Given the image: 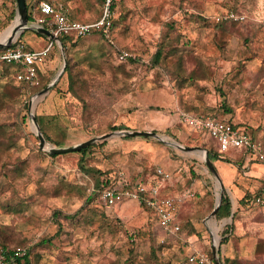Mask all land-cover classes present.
I'll use <instances>...</instances> for the list:
<instances>
[{
	"label": "rangeland",
	"instance_id": "374dc122",
	"mask_svg": "<svg viewBox=\"0 0 264 264\" xmlns=\"http://www.w3.org/2000/svg\"><path fill=\"white\" fill-rule=\"evenodd\" d=\"M26 2L28 12L39 15L37 0ZM59 2L75 19L102 15L101 0ZM227 12L246 19L216 28L214 20ZM17 17V0H0V41L11 35ZM115 23L117 46L134 61L119 63L97 35L67 49L55 43L57 63L43 90L51 89L32 107V91L0 64V251L27 244L32 264H184L192 245L206 253L216 247L221 264H264V207L249 202L264 190V178L245 174L264 162L234 152L214 162L213 141L178 117L213 114L242 125L264 147V0H122ZM27 26L21 39L40 48L32 22ZM157 52L162 59L154 67ZM126 131L155 132L165 142L113 135L85 155L50 156L52 148ZM207 158L219 176L224 162L236 184L250 183L241 200L222 190ZM157 168L185 170L184 186L176 175L166 184L172 195L184 188L193 194L180 210L181 223L197 229L192 244L167 236L138 202L106 208L91 194L107 177L117 182L123 173L136 182L152 178ZM220 194L232 199L230 217H211Z\"/></svg>",
	"mask_w": 264,
	"mask_h": 264
},
{
	"label": "built area",
	"instance_id": "2783aa9c",
	"mask_svg": "<svg viewBox=\"0 0 264 264\" xmlns=\"http://www.w3.org/2000/svg\"><path fill=\"white\" fill-rule=\"evenodd\" d=\"M121 0H104L102 16L94 22H84L70 19L62 8L57 7L51 0H37L39 15H36L33 24L36 28H45L57 37L73 36L77 39L89 37L99 33L110 46L117 49L116 60L126 63L135 59L128 50L117 46L114 36V20L117 14L118 4ZM246 16L229 12L225 16L217 17L218 22L225 20L244 21ZM18 40V39H17ZM17 40L14 44L0 51V64L13 65L17 69L14 76L19 85L27 86L28 90L41 86V66L49 58L56 43L50 40L42 50H31ZM39 99L38 94L31 98V107ZM30 107V108H31ZM179 123L186 126L199 135H206L214 139L217 150L222 155L231 152H239L246 157L264 162V147L253 140L251 135L243 127L228 123L215 115H196L190 112L179 113ZM119 180L114 186L102 189L93 188V192L99 194V200L106 208H112L118 204L135 201L144 205L157 218L162 231L167 236H179L181 226L178 215L182 204L193 196L185 193L177 196L164 194L166 183L171 179V174L162 168H157L154 176L146 180L133 182L126 174L119 173ZM255 203L264 207V190L256 197ZM185 240V241H184ZM187 238H183L185 243ZM30 247H20L14 250H5L0 254V264H15L18 260L28 257ZM184 264H216L212 254L191 249L187 253Z\"/></svg>",
	"mask_w": 264,
	"mask_h": 264
},
{
	"label": "trees",
	"instance_id": "16d2710c",
	"mask_svg": "<svg viewBox=\"0 0 264 264\" xmlns=\"http://www.w3.org/2000/svg\"><path fill=\"white\" fill-rule=\"evenodd\" d=\"M122 1V0H121ZM101 3H102V12H103V7H104V0H101ZM54 5H56L55 3H53ZM37 6V5H36ZM28 7V6H27ZM37 8V7H36ZM29 11V10H28ZM227 13H229V12H227ZM102 16V15H101ZM101 16L98 18V19H96V20H94V21H97V20H99L100 18H101ZM27 18H28V21L29 22H33V20H34V17L32 16V14L31 13H29L28 12V15H27ZM94 21H91V22H94ZM214 22H215V27L216 28H218V29H221V28H223L226 24H233V23H243V21H234V20H225V21H223V22H218L216 19L214 20ZM115 27H116V23H115V20H114V29H113V32H114V36H115ZM95 35H97V36H100V37H102L99 33H97V34H95ZM103 38V37H102ZM83 38H81V39H77V38H75V37H73V36H65V37H61L60 38V40H61V44L64 46V48L65 49H67V47H68V45H70V44H73V45H75V44H77L80 40H82ZM104 39V38H103ZM21 40V38H18V40H17V42L18 41H20ZM105 40V39H104ZM106 41V40H105ZM107 42V41H106ZM108 43V42H107ZM14 46H15V44H14ZM120 49H123V48H121V47H119ZM114 54H115V56H116V53L118 52V50L117 49H115L114 48ZM161 59H162V52H157V54H156V56H155V58H154V60H153V65H154V67H156V66H158L159 64H160V62H161ZM134 60H131V61H129V62H126V63H130V62H133ZM5 65V64H4ZM10 70H11V72H12V74L15 76L16 74H17V69H16V67L15 66H13V65H6ZM70 70V66H67V68H66V72H68ZM40 78H41V86L40 87H38V88H34V89H31L30 91H32V93H33V95H35V94H37V93H39V92H42L43 91V89L49 84V82H47L46 84H44V80L46 79L45 78V76H42V75H40ZM69 82H70V85H71V87H72V84H74V79L73 78H69ZM27 89H28V87L27 86H25ZM25 93V92H24ZM27 93V92H26ZM194 114H196V115H201V114H198V113H194ZM213 115V114H212ZM202 116H207V115H202ZM28 117V116H27ZM219 119H222V118H220V117H218ZM223 120H225V119H223ZM225 121H227L228 123H230V124H233V125H236V126H239V127H242V125H240V124H235V123H233V122H231V121H228V120H225ZM117 129H119V128H117ZM247 130V132L251 135V137L253 138V140H256V138H255V136L253 135V133L252 132H250L248 129H246ZM201 136H204L205 138H208L209 140H212L213 141V143H214V145H215V155H213L211 152H209V157L214 161V162H216L217 160H218V158L217 157H219V158H221V159H225L226 157H227V155H222V154H220L219 152H218V150H217V147H216V143H215V141H214V139H212V138H210V137H208V136H206V135H201ZM127 139H131V137H129V136H127ZM147 139V138H146ZM95 143V142H94ZM94 143H92V144H90V145H88V146H86V147H84V148H82L81 150H78V151H75L76 153H80V154H83V155H85L88 151H90L91 150V148H92V146L94 145ZM62 155V154H61ZM51 157H57V156H60V155H55V154H51L50 155ZM245 156V155H244ZM118 176H119V174H118ZM116 184V182L114 181V176H110V178H106V180H105V182L102 184V185H104L105 187H110V186H114ZM102 185L98 188V189H102ZM91 194H92V196L93 195H96V197H99V194L97 193V192H93V191H91ZM260 194V193H259ZM259 194H257V196L259 195ZM257 196H254L253 198H252V200H249V202H251V203H253V204H255V205H257L256 203H255V199H256V197ZM94 197V196H93ZM95 198V197H94ZM246 198H247V196L245 197V200H246ZM144 206V205H143ZM259 206V205H258ZM145 207V206H144ZM146 208V207H145ZM147 209V208H146ZM148 210V209H147ZM231 214H232V201H231V199H230V197L227 195V194H225L224 196H223V200H222V204H221V207H220V209H219V211H218V217H230L231 216ZM156 218V217H155ZM157 219V218H156ZM179 224H180V226H181V231H180V237L181 236H183V238H187V237H192V236H196L198 233H197V229H196V227L191 223V222H187V223H185V224H182L181 222H179ZM227 231H230V228H227ZM228 238V232L226 233V235H225V237H224V239L226 240ZM16 247H28V245L27 244H25V245H21V246H16ZM16 247H9V246H6V245H4L3 246V248L1 249V251H0V254L3 252V251H5V250H14V248H16ZM209 254H212V253H209ZM30 257H31V250H30V254H29V256L28 257H25V258H23V259H20V260H18L15 264H32L31 263V261H30ZM227 263H229V264H233V262H231V260H229V261H227Z\"/></svg>",
	"mask_w": 264,
	"mask_h": 264
},
{
	"label": "water",
	"instance_id": "95a60500",
	"mask_svg": "<svg viewBox=\"0 0 264 264\" xmlns=\"http://www.w3.org/2000/svg\"><path fill=\"white\" fill-rule=\"evenodd\" d=\"M17 5H18V17L17 19L20 20L19 24L18 25H14L12 29V32H11V35L5 40V41H0V51L1 50H4V49H7L9 47H11L14 42L20 37V35L26 30L28 29V18H27V15H28V8H27V2L26 0H17ZM16 19V21H17ZM10 28V29H11ZM37 31L41 34H44L46 36H48L50 39H53L55 40L56 42H58L60 45L61 44V40L60 38H57L55 37L51 31L45 29V28H37ZM65 69V67H64ZM64 71V70H63ZM54 85V84H53ZM51 89V86H49L48 88H46L45 90H43L42 92H40L38 94L39 97H44L46 96L49 91ZM38 103V101H35L34 102V105ZM32 120L33 122L35 123V125L37 126V129H38V138L40 140V148L41 149H44L45 148V145H46V139L45 137L43 136V134L40 133L39 131V127L37 125V122H36V119H35V116L34 114H32ZM113 135H124V136H129V137H143V138H157L159 140H162L163 142H165L164 139H162L157 133L155 132H145V131H133V132H116V133H113V134H108V135H104L100 138H96V139H92L90 141H87L83 144H80L76 147H73V148H52L50 150V153L51 154H55V155H61V154H67V153H71V152H75V151H78V150H81L82 148L98 141V140H106L108 139L109 137L113 136ZM178 147H180L181 149H185L187 151H198V150H201L200 148L198 147H194V148H185L179 144H176ZM205 154H206V157L208 156V153L207 151H204ZM207 165L208 167L210 168L211 172L217 177V179L219 180L220 184H221V188L222 190L224 191V185H223V182L221 181V178L216 170V168L214 167V165L212 164V162L210 161V159L207 158ZM222 200H223V196L222 194L219 195L218 197V200H217V205L211 215V217H214L217 215L220 207H221V204H222ZM212 255L216 261V264H221L220 260H219V257H218V251H217V248L214 247L213 248V251H212Z\"/></svg>",
	"mask_w": 264,
	"mask_h": 264
},
{
	"label": "crops",
	"instance_id": "0c3cea01",
	"mask_svg": "<svg viewBox=\"0 0 264 264\" xmlns=\"http://www.w3.org/2000/svg\"><path fill=\"white\" fill-rule=\"evenodd\" d=\"M52 1V3H55L56 4V6L57 7H60V8H62L63 9V11H64V13L70 18V19H72V20H78V21H83V20H80V19H75V18H73V16L68 12L69 10H67L65 7H64V5H62L60 2H59V0H51ZM35 17V16H34ZM34 22H35V18H34V20H33V22H32V27H33V31H31L34 35H37L38 34V38H39V40L41 41V47L39 48H34V47H32L29 43H27L26 41L24 42L23 41V39H21L20 41L21 42H23L26 46H27V48H29V49H31V50H42V49H44L46 46H47V43H49L50 42V40H53V39H50L48 36H46V35H44V34H41V33H39L38 31H37V28L36 27H34L33 26V24H34ZM84 22H91V21H84ZM25 36V35H24ZM23 36V37H24ZM21 38V37H20ZM56 43H58V42H56ZM56 55V54H55ZM57 63V59H56V57H54V54H50V56H49V58L46 60V62L41 66V71H40V75H42V76H46V75H48V72L49 71H51L52 69H54L55 68V64ZM40 98H42V97H39V99L37 100V101H39L40 100ZM199 135V134H198ZM200 136V135H199ZM141 138H143V137H141ZM199 148V147H198ZM234 153H239V152H234ZM241 155H243V154H241ZM243 157H244V155H243ZM246 157V156H245ZM184 168H181V169H178L177 171L175 170V171H173V170H166V169H164L165 171H167L168 173H170L171 174V179L172 178H175V176L174 175H176V177L178 176L179 177V180H178V184L181 186V185H185V179H184V177H183V171H185V170H183ZM220 173V176H221V180H222V182H223V185L225 186V189H226V192L228 193V194H231V196L233 195L234 197H236V198H239V200H241L244 196H245V194L247 193V191H248V189H249V187H247V186H250L249 184H241L240 182V180H239V184L240 185H238V184H236L235 182H237V177L235 178V177H233V175H232V170H230V169H228V166L224 163V162H221V172H219ZM182 174V175H181ZM246 176H249L250 177V179H252V180H254V178H256V179H258V180H261V179H263L264 178V167L262 166V165H255V166H252L251 168H250V170L249 171H247L246 173ZM181 175V176H180ZM243 178V177H242ZM170 179V180H171ZM244 179V178H243ZM245 180V179H244ZM258 182V181H257ZM173 181H172V184H171V186L173 187ZM241 185H243V187H245V188H242V186ZM170 187V186H169ZM173 191V190H172ZM172 191L170 190V189H168V186H167V184H166V188H165V190H164V194L165 195H169V196H177V195H181V194H185V193H192L191 192V190H189V189H185L184 188V190H183V192H180V193H176V194H173L172 195ZM231 199V198H230ZM231 201H232V199H231ZM149 211V210H148ZM150 212V211H149ZM181 212V211H180ZM180 212H179V215H178V221L179 222H181V220H180ZM154 216V215H153ZM209 221V220H208ZM214 231H217V229H215ZM190 239L192 240V238H187V240L186 241H188L190 244H192L191 242H190ZM185 241V240H184ZM185 243V242H184ZM188 249V251H187V253H190L191 252V249L193 250V247H192V245L191 246H189V248H187Z\"/></svg>",
	"mask_w": 264,
	"mask_h": 264
},
{
	"label": "bare ground",
	"instance_id": "6f19581e",
	"mask_svg": "<svg viewBox=\"0 0 264 264\" xmlns=\"http://www.w3.org/2000/svg\"><path fill=\"white\" fill-rule=\"evenodd\" d=\"M19 22H20V20H19V19H17L16 25H18V24H19ZM215 242H216V243H218V242H217V240H215Z\"/></svg>",
	"mask_w": 264,
	"mask_h": 264
}]
</instances>
